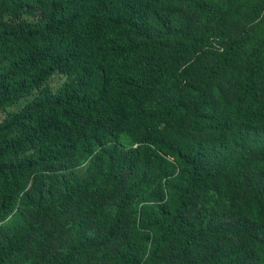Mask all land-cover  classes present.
Instances as JSON below:
<instances>
[{"label":"trees","instance_id":"16d2710c","mask_svg":"<svg viewBox=\"0 0 264 264\" xmlns=\"http://www.w3.org/2000/svg\"><path fill=\"white\" fill-rule=\"evenodd\" d=\"M0 264H264V0H0Z\"/></svg>","mask_w":264,"mask_h":264}]
</instances>
